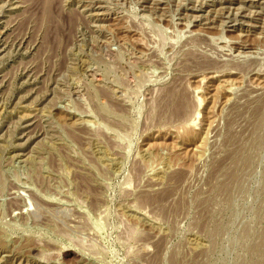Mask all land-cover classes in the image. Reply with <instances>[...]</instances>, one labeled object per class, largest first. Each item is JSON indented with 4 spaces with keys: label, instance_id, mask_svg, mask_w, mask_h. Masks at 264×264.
<instances>
[{
    "label": "rangeland",
    "instance_id": "374dc122",
    "mask_svg": "<svg viewBox=\"0 0 264 264\" xmlns=\"http://www.w3.org/2000/svg\"><path fill=\"white\" fill-rule=\"evenodd\" d=\"M0 264H264V0H0Z\"/></svg>",
    "mask_w": 264,
    "mask_h": 264
},
{
    "label": "bare ground",
    "instance_id": "6f19581e",
    "mask_svg": "<svg viewBox=\"0 0 264 264\" xmlns=\"http://www.w3.org/2000/svg\"><path fill=\"white\" fill-rule=\"evenodd\" d=\"M174 94V93H173ZM175 98V97H174ZM173 99V98H172ZM177 104V103H176ZM178 106V105H177ZM184 107H185V105H184ZM183 109V108H182ZM181 110V109H180ZM186 112V111H185ZM181 113V112H180Z\"/></svg>",
    "mask_w": 264,
    "mask_h": 264
}]
</instances>
